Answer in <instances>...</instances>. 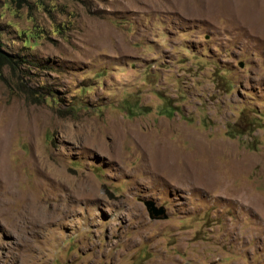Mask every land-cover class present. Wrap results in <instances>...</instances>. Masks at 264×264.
I'll return each instance as SVG.
<instances>
[{
	"label": "rangeland",
	"instance_id": "rangeland-1",
	"mask_svg": "<svg viewBox=\"0 0 264 264\" xmlns=\"http://www.w3.org/2000/svg\"><path fill=\"white\" fill-rule=\"evenodd\" d=\"M252 9L264 0H0L19 62L0 77V264H264Z\"/></svg>",
	"mask_w": 264,
	"mask_h": 264
},
{
	"label": "trees",
	"instance_id": "trees-1",
	"mask_svg": "<svg viewBox=\"0 0 264 264\" xmlns=\"http://www.w3.org/2000/svg\"><path fill=\"white\" fill-rule=\"evenodd\" d=\"M12 3H15L16 6H21L23 3H25L26 0H10ZM7 68L10 72L11 78L17 79L18 77V70H19V62L15 60L14 57L10 56L6 52L2 50V45L0 43V77L3 72V70ZM22 88L19 87V90L25 95L27 100H31L34 103H40L44 100L43 96H39L35 94V90L26 89L22 84Z\"/></svg>",
	"mask_w": 264,
	"mask_h": 264
},
{
	"label": "bare ground",
	"instance_id": "bare-ground-1",
	"mask_svg": "<svg viewBox=\"0 0 264 264\" xmlns=\"http://www.w3.org/2000/svg\"><path fill=\"white\" fill-rule=\"evenodd\" d=\"M247 16L248 17L245 18V20L249 21V23L252 25V27L253 28L255 27V30H260V31L264 32V14L263 13L259 12V10H257V9L256 10L252 9V10H250V13L249 12L247 13Z\"/></svg>",
	"mask_w": 264,
	"mask_h": 264
},
{
	"label": "water",
	"instance_id": "water-1",
	"mask_svg": "<svg viewBox=\"0 0 264 264\" xmlns=\"http://www.w3.org/2000/svg\"><path fill=\"white\" fill-rule=\"evenodd\" d=\"M144 205L151 219H159L162 214V218H166L163 208H157L153 201H145Z\"/></svg>",
	"mask_w": 264,
	"mask_h": 264
}]
</instances>
